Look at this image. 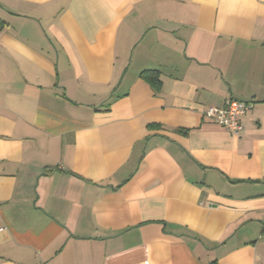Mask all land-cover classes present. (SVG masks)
Masks as SVG:
<instances>
[{
  "label": "crops",
  "instance_id": "0c3cea01",
  "mask_svg": "<svg viewBox=\"0 0 264 264\" xmlns=\"http://www.w3.org/2000/svg\"><path fill=\"white\" fill-rule=\"evenodd\" d=\"M0 227V264H264V0H0Z\"/></svg>",
  "mask_w": 264,
  "mask_h": 264
},
{
  "label": "built area",
  "instance_id": "2783aa9c",
  "mask_svg": "<svg viewBox=\"0 0 264 264\" xmlns=\"http://www.w3.org/2000/svg\"><path fill=\"white\" fill-rule=\"evenodd\" d=\"M247 111L246 103L235 99H226L220 106L207 107L202 115L237 138L242 131L241 118ZM2 230L0 227V232Z\"/></svg>",
  "mask_w": 264,
  "mask_h": 264
},
{
  "label": "trees",
  "instance_id": "16d2710c",
  "mask_svg": "<svg viewBox=\"0 0 264 264\" xmlns=\"http://www.w3.org/2000/svg\"><path fill=\"white\" fill-rule=\"evenodd\" d=\"M143 76H144V78H145L146 80H148V81H149L150 83H152L153 85H157V80H156L155 76H153V75L151 74L150 71L144 72V73H143Z\"/></svg>",
  "mask_w": 264,
  "mask_h": 264
}]
</instances>
